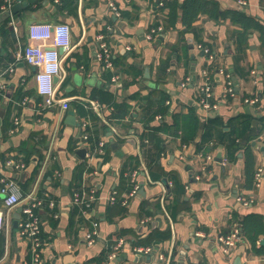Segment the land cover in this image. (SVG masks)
Segmentation results:
<instances>
[{"label":"crops","instance_id":"crops-1","mask_svg":"<svg viewBox=\"0 0 264 264\" xmlns=\"http://www.w3.org/2000/svg\"><path fill=\"white\" fill-rule=\"evenodd\" d=\"M211 1L219 5L218 19L200 14L190 29L184 26L182 8L176 10L175 27L169 26L168 4L182 6L186 0H34L17 13L12 7L14 24L7 13L0 15V214L9 225L0 229V264H32L31 243L19 229L24 217L19 211L30 196L42 200L37 215L46 244L44 264H163L159 253L169 256L170 264H264V255L252 253L246 235L229 253L220 240L252 217H260L264 225V131L250 142L252 165L245 140L237 139L241 147L232 154L228 139L219 143V131L209 140L206 135L208 121L216 116L224 131L244 119L254 128L264 125L260 34L251 30L248 47L240 54L236 41L242 29L226 16L239 10L264 24V0H244V9L239 0ZM36 23L71 27L72 50L61 53L62 76L56 81L58 98L69 100L67 110L45 106L36 93V69L16 61ZM101 43L108 45L111 68L97 57ZM226 75L234 96L226 94ZM206 84L211 85L213 110L199 104ZM163 94L168 113L148 123ZM248 98L256 104L246 103ZM123 106L126 112L120 115ZM192 110L202 129L191 143H183L180 134L158 130L166 125L175 132V116ZM16 118L21 124L12 133ZM84 123L89 138L98 137L94 145H83ZM153 135L163 143L160 153ZM101 142L103 154L97 152ZM88 145L91 158L86 156ZM27 154H32L29 163ZM84 163L77 190L75 179ZM259 169L262 176L256 181ZM250 172L254 179L247 188ZM3 179L18 182L23 195L9 216ZM175 181L185 191L176 206ZM78 191H95L88 211L74 204ZM115 193L128 204H111ZM93 230L98 234L89 246L86 235ZM157 232L169 237L154 246L141 245ZM119 239L125 245L111 260ZM263 240L261 234L258 244L264 248ZM139 246L155 250L138 255L134 249Z\"/></svg>","mask_w":264,"mask_h":264},{"label":"built area","instance_id":"built-area-1","mask_svg":"<svg viewBox=\"0 0 264 264\" xmlns=\"http://www.w3.org/2000/svg\"><path fill=\"white\" fill-rule=\"evenodd\" d=\"M239 5L242 9L246 6V2L244 0H239ZM117 15L119 14L116 7L112 5ZM12 7L13 0H5L3 5L0 7V15L9 13L10 18L12 20V24H14V19L12 17ZM152 33H155V30H152ZM29 44L25 47L21 48L16 54V61H23L25 64L34 67L36 69L35 81H36V93L43 100V103L48 108L56 107L58 105L61 106L64 110L69 108V100L67 99H59L58 98V90L59 84L56 83V78H61L62 76V65L63 58L59 52V49L62 48L64 51L72 50V33L71 27L68 24H42L36 23L30 26L29 28ZM150 39L152 35L148 36ZM103 37H99L102 39ZM206 53H210L209 49H204ZM97 57L99 60L105 63V67L111 68L112 62L110 60V51L108 45L106 43L100 44V50L97 52ZM17 63H14L8 68L9 72H13L14 66ZM227 76V86H226V94L234 96L235 89L234 84L231 80L230 75ZM3 89L2 84L0 83V94ZM212 89L211 85H204L199 94V104L207 109L213 110L216 108L215 105L210 103V99L212 98ZM246 103H250L252 105L256 104L255 99H245ZM96 110H99V105H95ZM20 120L16 118L14 120V126L12 128V133H16L20 127ZM83 127V135L82 141L83 145L88 144L89 135H88V124L84 123ZM105 148V143L101 142L99 148L97 149L98 153L103 154ZM92 147L88 145L86 150V156L91 158ZM136 176V173H134ZM262 176V170L259 169L256 174V181L260 179ZM138 187H135L131 192V197L135 196L137 193ZM2 193L5 195L4 204H5V212L9 216L11 211L19 206L23 202V195L21 193L20 186L18 182L13 179H3L2 180ZM95 200V191H90L87 195H85L82 191H78L74 195V204L77 206L86 207L85 211L92 208V203ZM117 202V194L115 193L110 199L111 204H115ZM123 206H126L128 202L121 201ZM42 205V200L37 198L36 196H30L29 202L26 207L23 208L24 217L19 223L20 235L25 237L31 243V251H32V264H44L43 259V249L45 247V241L42 237V226L39 216L37 215V211L39 207ZM51 205L54 206V203L51 202ZM8 222H6L4 218V222L0 224V229H4L7 226ZM97 231L93 230L86 235V240L89 246L94 245L95 239L97 236ZM242 232L241 226L236 224L231 233L227 236L221 237L220 240L225 246L226 252H230L232 248L236 247L238 243L242 242ZM125 245L124 239H119L117 241L116 247H114L113 253L110 255V259H114L117 255V251L119 248ZM155 250V247H144L139 246L134 249L135 253L138 255H147L152 254ZM158 259L163 264H170V257L164 253L158 254Z\"/></svg>","mask_w":264,"mask_h":264},{"label":"trees","instance_id":"trees-1","mask_svg":"<svg viewBox=\"0 0 264 264\" xmlns=\"http://www.w3.org/2000/svg\"><path fill=\"white\" fill-rule=\"evenodd\" d=\"M3 3L4 1L0 4V7L3 5ZM168 8H169V26L171 28L175 27V24H176V19H175L176 14L175 13H176V10H178L179 8L183 9V14H184L183 22H184V26L187 29L192 28L193 23L195 22V20L198 18L200 14H205L209 18H212V19H218V17L220 16L219 5L211 0H186V2L182 4V6H180L177 2H172L168 4ZM226 16H229L233 24L239 26L242 29V31L238 34L237 41H236L237 51L240 54H243L248 47L247 44L249 41V32L251 30H256L259 32L261 43L264 48V24L263 23H261L259 20L248 17L244 12L239 11V10L227 12ZM99 97L101 99L100 95ZM166 100H167V96L163 94L162 99L160 100L159 110H156L154 112L152 111L151 116L147 118L146 120L148 123L154 120V118L158 114L166 115L168 113V107L165 106ZM124 107L126 106H123L122 108H120L119 110L120 115L125 114L126 111L124 110ZM152 108L154 107H151L150 109L152 110ZM174 126L176 129L175 132H172L173 126L170 127L166 125L161 126L160 128H158V130L162 132L170 133V134H175V135L180 134V137L183 143L185 144H189L192 141H194L198 132L202 129V125L198 117L195 114V110H192L187 115L175 116ZM229 127H230L229 131H224L225 126L219 116H216L213 119H210L206 127L207 128V132H206L207 140H209L210 138L211 139L214 138V136L216 135L214 132L219 131V133L222 134V136H220L219 138V143L223 144L224 141L228 139L229 145L227 148L228 150H232V154H234V152H236L241 147V144L240 142H237V139L245 140L246 143L248 144V149H247L248 158H249V161H251V165H252V163L254 162V158L252 157V153L250 150V146H251L250 142H252V140H254L255 137L259 136L264 131V125L261 129L254 128L252 127L251 122L249 120L244 119V120L239 121L238 126L232 128L230 125ZM150 139L152 142L154 141L153 145L155 146L157 151L160 153L162 151V144H163L161 139L158 138V136L156 135H153V137H150ZM97 141H98V137L96 134L95 135L92 134L88 140L90 144H93V143L95 144V142L97 143ZM31 156L32 154H27L26 159H24L26 163H29L31 161ZM153 163L157 164L158 161L153 160ZM85 168H86V163L80 166L79 175L75 179V184H76L75 187L77 188V190L79 189L78 184H80V180L83 176V172ZM253 179H254L253 172L252 173L250 172L248 176L247 186H246L247 188H252ZM126 181L127 179H125V182ZM174 194H175L174 195L175 200L173 202V205L176 206V204H178L179 199H181L183 195L185 194V191L182 185H180V183H178L177 181H175L174 183ZM120 198L121 197L119 196L117 197V202L114 204V206L116 205L120 206L121 201H122ZM76 209L80 213L79 208L76 207ZM121 211H123V209ZM81 213H82V210H81ZM252 218L253 220L251 221L247 220L243 224V226L241 225V232L242 234L246 235L248 241L250 242L252 253L257 254V255H264V248L259 246L258 244L260 235L264 234V225L260 217L258 219L256 216ZM168 237H169L168 234H164L161 232L153 233L149 236V238L146 241L142 242L141 245L154 246L157 243L164 242L165 239H167ZM107 252L108 250H106L105 255L107 254Z\"/></svg>","mask_w":264,"mask_h":264},{"label":"water","instance_id":"water-1","mask_svg":"<svg viewBox=\"0 0 264 264\" xmlns=\"http://www.w3.org/2000/svg\"><path fill=\"white\" fill-rule=\"evenodd\" d=\"M34 2V0H17V2L15 3V5L13 6V12L14 13H17L20 9H21V7H24V6H26V5H28L29 3L31 4V3H33ZM8 14V16H9V13H7ZM59 52H60V54L63 52V49L62 48H60L59 49ZM55 81H57V78L55 79ZM83 152H85V151H83ZM85 154V153H84ZM141 192V191H140ZM22 209L19 211L20 213H22ZM17 221H16V226H17ZM261 244H264V240L261 242ZM152 260V258H150V261ZM156 264V263H155Z\"/></svg>","mask_w":264,"mask_h":264},{"label":"clouds","instance_id":"clouds-1","mask_svg":"<svg viewBox=\"0 0 264 264\" xmlns=\"http://www.w3.org/2000/svg\"><path fill=\"white\" fill-rule=\"evenodd\" d=\"M4 222V216L0 214V224Z\"/></svg>","mask_w":264,"mask_h":264}]
</instances>
